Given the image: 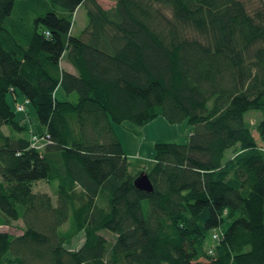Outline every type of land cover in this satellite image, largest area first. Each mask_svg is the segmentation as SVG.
Segmentation results:
<instances>
[{
	"label": "trees",
	"instance_id": "obj_1",
	"mask_svg": "<svg viewBox=\"0 0 264 264\" xmlns=\"http://www.w3.org/2000/svg\"><path fill=\"white\" fill-rule=\"evenodd\" d=\"M110 1L0 0V264H264V0ZM158 116L188 140L130 160Z\"/></svg>",
	"mask_w": 264,
	"mask_h": 264
},
{
	"label": "rangeland",
	"instance_id": "obj_2",
	"mask_svg": "<svg viewBox=\"0 0 264 264\" xmlns=\"http://www.w3.org/2000/svg\"><path fill=\"white\" fill-rule=\"evenodd\" d=\"M104 7H110L113 3L110 0H98ZM258 4L257 0H251L249 2L250 7H254ZM86 24V12L83 6L79 7L74 15V24L72 26V33L77 35L79 31ZM62 67L69 68L65 60H62ZM58 96L62 100H70L76 101L77 94L71 93L68 96H65L61 90H58ZM59 98V99H60ZM23 102L22 97L18 99L17 104H21ZM10 104L14 108V104L10 100ZM34 111L31 106H26V112H16V116L18 119H25L28 121L30 119L31 123L34 124L36 122ZM262 119V113L260 111H250L246 114V120L252 126L256 124L257 120L260 121ZM193 130V127L189 125L186 121H181L177 123H170L162 116H158L151 120L150 122L138 126L129 122H124L123 124L114 125V131L116 132L125 155L132 161L141 160L143 162H149L153 159L154 155V144L156 142H177V143H185L188 140V137ZM253 133L257 135L256 130L254 129ZM34 191H46L51 196L52 199L55 200L54 191L56 189V183H45L43 181H39L34 183L33 186ZM74 203H80V199L75 195ZM20 227L19 223H16ZM229 225V222L224 223L219 229L216 230V234L224 232V230ZM70 224H65L61 228L62 232H65L70 228ZM105 236L111 239V235L105 233ZM82 240V235H76L69 243L71 247H75L80 244ZM216 238L208 239V244L206 248H211L213 242ZM73 241V242H72Z\"/></svg>",
	"mask_w": 264,
	"mask_h": 264
},
{
	"label": "water",
	"instance_id": "obj_3",
	"mask_svg": "<svg viewBox=\"0 0 264 264\" xmlns=\"http://www.w3.org/2000/svg\"><path fill=\"white\" fill-rule=\"evenodd\" d=\"M133 185L136 189L150 193L152 191V185L148 176L141 172L133 181Z\"/></svg>",
	"mask_w": 264,
	"mask_h": 264
},
{
	"label": "built area",
	"instance_id": "obj_4",
	"mask_svg": "<svg viewBox=\"0 0 264 264\" xmlns=\"http://www.w3.org/2000/svg\"><path fill=\"white\" fill-rule=\"evenodd\" d=\"M18 109L21 110L20 107H18ZM36 142H37V140L34 139V140H33V143L31 144V146H32V147H35V146H36ZM217 237H218V236H217L216 234H214L213 238L215 239V238H217Z\"/></svg>",
	"mask_w": 264,
	"mask_h": 264
},
{
	"label": "crops",
	"instance_id": "obj_5",
	"mask_svg": "<svg viewBox=\"0 0 264 264\" xmlns=\"http://www.w3.org/2000/svg\"><path fill=\"white\" fill-rule=\"evenodd\" d=\"M106 8V7H105ZM108 8V7H107ZM67 63V62H66ZM67 65L69 66V68H64V69H66V70H68V71H71V72H73V69H72V67L67 63Z\"/></svg>",
	"mask_w": 264,
	"mask_h": 264
}]
</instances>
